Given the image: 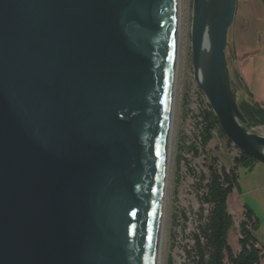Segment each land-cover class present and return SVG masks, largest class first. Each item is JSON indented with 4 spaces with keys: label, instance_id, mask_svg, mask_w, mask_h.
Masks as SVG:
<instances>
[{
    "label": "water",
    "instance_id": "95a60500",
    "mask_svg": "<svg viewBox=\"0 0 264 264\" xmlns=\"http://www.w3.org/2000/svg\"><path fill=\"white\" fill-rule=\"evenodd\" d=\"M236 1L193 0L191 62L264 164L228 68ZM178 22V0H0V264L157 263Z\"/></svg>",
    "mask_w": 264,
    "mask_h": 264
},
{
    "label": "rangeland",
    "instance_id": "374dc122",
    "mask_svg": "<svg viewBox=\"0 0 264 264\" xmlns=\"http://www.w3.org/2000/svg\"><path fill=\"white\" fill-rule=\"evenodd\" d=\"M192 2L193 0H178L176 66L157 264H190L193 236L199 234L208 214L209 208L202 205L201 200L210 168L217 171L221 168L231 170L234 159L241 153L217 129L212 131V139L206 147L202 148L200 144L202 115L211 107L195 81L191 62ZM227 42L231 53L230 55L227 49L230 77L244 94H248L244 96L238 93L237 100L239 103L243 99L252 102L249 97V88L252 87L251 70L261 72L264 77L262 0L236 1ZM244 62L247 65L243 68ZM248 130L264 135L263 126ZM251 166L252 169L249 170ZM237 175L238 186L227 201V212L232 219L227 233L228 244L233 253L239 252V225L244 219L245 209H250L258 221L254 236L264 250V164L257 162L239 166ZM225 263L228 264L227 261ZM260 264H264V253Z\"/></svg>",
    "mask_w": 264,
    "mask_h": 264
},
{
    "label": "trees",
    "instance_id": "16d2710c",
    "mask_svg": "<svg viewBox=\"0 0 264 264\" xmlns=\"http://www.w3.org/2000/svg\"><path fill=\"white\" fill-rule=\"evenodd\" d=\"M237 103L246 119L247 129L255 126L264 127V108L244 99L240 103L237 100ZM210 109L202 115L199 133L202 148L211 141L213 130L217 129L225 136ZM248 163L257 162L241 152L239 157L234 159L231 170L221 168L217 171L210 168L205 193L201 200L202 205L208 206V214L199 234L193 236L190 264H226L225 261L228 264H260L263 251L257 246L258 242L254 236L258 221L250 209H245L244 219L239 225V252L233 253L227 241V233L232 223L231 216L227 212L228 197L238 186V167L246 166ZM251 169L252 166L249 167V170Z\"/></svg>",
    "mask_w": 264,
    "mask_h": 264
},
{
    "label": "crops",
    "instance_id": "0c3cea01",
    "mask_svg": "<svg viewBox=\"0 0 264 264\" xmlns=\"http://www.w3.org/2000/svg\"><path fill=\"white\" fill-rule=\"evenodd\" d=\"M247 60V58L245 59V61ZM247 64L244 62L243 64V68L244 66H246ZM247 70L245 71V76L247 77ZM251 77H250V86H252L251 88H249L251 90L250 94V98L252 100V102L258 104L259 106H261L262 108H264V77L262 76L261 72H257L255 70H251ZM240 77V75H239ZM241 78V77H240ZM242 80V79H240ZM253 93L255 95H253ZM257 246L260 248V246L257 244ZM264 253V250H262Z\"/></svg>",
    "mask_w": 264,
    "mask_h": 264
},
{
    "label": "bare ground",
    "instance_id": "6f19581e",
    "mask_svg": "<svg viewBox=\"0 0 264 264\" xmlns=\"http://www.w3.org/2000/svg\"><path fill=\"white\" fill-rule=\"evenodd\" d=\"M179 10V9H178ZM172 108V106H171ZM172 112V111H171ZM170 120H171V115H170ZM170 126V124H169ZM168 136H169V132H168ZM167 144H168V141H167ZM166 156H167V148H166ZM167 160V159H166ZM165 174H166V171H165ZM158 249H159V244H158ZM157 260H158V250H157ZM157 264V263H156Z\"/></svg>",
    "mask_w": 264,
    "mask_h": 264
}]
</instances>
